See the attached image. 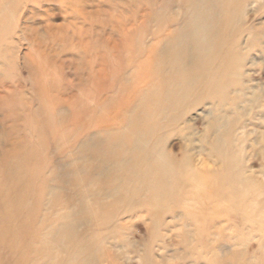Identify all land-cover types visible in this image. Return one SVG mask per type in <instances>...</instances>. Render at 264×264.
Returning a JSON list of instances; mask_svg holds the SVG:
<instances>
[{
  "label": "rangeland",
  "instance_id": "1",
  "mask_svg": "<svg viewBox=\"0 0 264 264\" xmlns=\"http://www.w3.org/2000/svg\"><path fill=\"white\" fill-rule=\"evenodd\" d=\"M0 264H264V0H0Z\"/></svg>",
  "mask_w": 264,
  "mask_h": 264
}]
</instances>
